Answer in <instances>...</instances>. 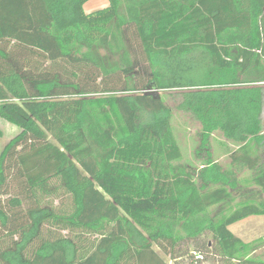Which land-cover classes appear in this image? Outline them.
Listing matches in <instances>:
<instances>
[{
	"label": "trees",
	"instance_id": "obj_1",
	"mask_svg": "<svg viewBox=\"0 0 264 264\" xmlns=\"http://www.w3.org/2000/svg\"><path fill=\"white\" fill-rule=\"evenodd\" d=\"M87 1L0 0V118L20 129L0 153V264H264L230 229L264 215L230 206L236 167L264 192V0ZM178 89L205 135L240 144L232 169L181 166L158 95Z\"/></svg>",
	"mask_w": 264,
	"mask_h": 264
},
{
	"label": "rangeland",
	"instance_id": "obj_2",
	"mask_svg": "<svg viewBox=\"0 0 264 264\" xmlns=\"http://www.w3.org/2000/svg\"><path fill=\"white\" fill-rule=\"evenodd\" d=\"M97 1L99 4H102L100 3L102 0ZM88 27L93 28V25L88 24ZM101 31L102 29H99L93 35L90 34V41L93 42L100 35ZM101 54L106 57L108 61H119L118 55L108 54L105 49H101ZM140 69L143 71L142 67L139 65L137 71H140ZM182 91L183 90L178 89L158 93V95L160 94L163 96L165 105L170 110L171 125L183 153V157L180 161L181 166L192 171L195 175H198L205 165L212 163L219 164L221 166V170L224 172L232 169L230 153L237 149L240 144L228 139L221 130H216L209 136L205 135L202 123L191 113L186 112L181 108L180 105L183 101ZM0 121H4L3 123L6 125L4 127L0 126L1 153L5 145L13 138V136H15V134L19 133L20 129L15 124L4 119ZM261 153L264 158V143ZM235 176L241 182L231 188L233 200L230 206H236L238 203L247 201L264 202V192H262L261 188L248 185L246 182L251 178L252 172L248 169H243L242 167H236ZM226 207L227 205L216 206L212 209V213L217 215L223 212ZM262 220L263 221L260 222L255 218H252L240 222V224L233 227V231L236 235H240L247 242L257 243L256 250L252 251L251 255L264 259V219ZM164 257L169 264H190L189 261L193 259L186 257L176 262L170 259L167 255ZM200 263L229 264L224 261L217 260L212 256L201 259Z\"/></svg>",
	"mask_w": 264,
	"mask_h": 264
},
{
	"label": "crops",
	"instance_id": "obj_3",
	"mask_svg": "<svg viewBox=\"0 0 264 264\" xmlns=\"http://www.w3.org/2000/svg\"><path fill=\"white\" fill-rule=\"evenodd\" d=\"M93 2V3H92ZM100 3H102V4H99V2L97 1V0H95V1H93V0H89V1H87L86 3H85V5H84V8H85V11L87 12V13H90V12H93V11H96V10H98V9H102V8H105V7H108L109 6V0H102V2L100 1ZM100 5V6H99ZM100 7V8H99ZM0 120H2V119H0ZM4 122V121H3ZM2 121H0V126L2 127H4V126H6L5 125V123H3ZM16 135V134H15ZM14 137V136H13ZM263 147V146H262ZM262 152V151H261ZM262 163H263V165H264V158H263V156H262ZM231 164H232V162H231ZM244 169V168H243ZM246 169V168H245ZM235 170V169H234ZM250 171V170H249ZM251 172V171H250ZM234 175H235V171H234ZM236 177V176H235ZM252 177V176H251ZM239 180V179H238ZM249 180V179H248ZM252 218H255L257 221H260V222H262L263 220L262 219H264V215H255V216H250V217H248V218H246V219H243V220H241V221H239V222H237V223H235V224H233V225H231L230 226V229L233 231V227L234 226H236L237 224H240V222H243V221H246V220H248V219H252ZM234 232V231H233ZM237 236H239L240 238H242L240 235H237ZM243 239V238H242ZM244 240V239H243ZM245 242H247L246 240H244Z\"/></svg>",
	"mask_w": 264,
	"mask_h": 264
},
{
	"label": "built area",
	"instance_id": "obj_4",
	"mask_svg": "<svg viewBox=\"0 0 264 264\" xmlns=\"http://www.w3.org/2000/svg\"><path fill=\"white\" fill-rule=\"evenodd\" d=\"M200 259H203V256L202 255H200V256H198Z\"/></svg>",
	"mask_w": 264,
	"mask_h": 264
}]
</instances>
